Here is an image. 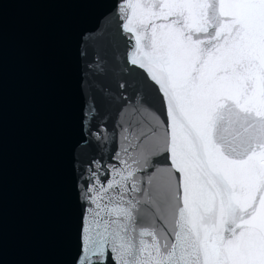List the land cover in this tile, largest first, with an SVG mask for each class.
Listing matches in <instances>:
<instances>
[{
  "label": "snow or ice",
  "instance_id": "1",
  "mask_svg": "<svg viewBox=\"0 0 264 264\" xmlns=\"http://www.w3.org/2000/svg\"><path fill=\"white\" fill-rule=\"evenodd\" d=\"M80 51L72 264H264V0H113Z\"/></svg>",
  "mask_w": 264,
  "mask_h": 264
},
{
  "label": "water",
  "instance_id": "2",
  "mask_svg": "<svg viewBox=\"0 0 264 264\" xmlns=\"http://www.w3.org/2000/svg\"><path fill=\"white\" fill-rule=\"evenodd\" d=\"M113 0H0V264H72L80 51Z\"/></svg>",
  "mask_w": 264,
  "mask_h": 264
}]
</instances>
